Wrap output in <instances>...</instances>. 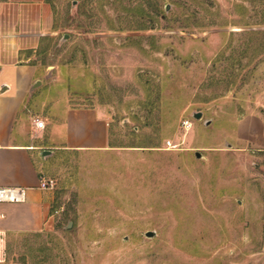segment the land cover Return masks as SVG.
<instances>
[{
  "label": "rangeland",
  "instance_id": "obj_1",
  "mask_svg": "<svg viewBox=\"0 0 264 264\" xmlns=\"http://www.w3.org/2000/svg\"><path fill=\"white\" fill-rule=\"evenodd\" d=\"M46 3L20 115L47 118L52 219L3 234L0 264H264V0ZM66 106L109 145L61 149Z\"/></svg>",
  "mask_w": 264,
  "mask_h": 264
},
{
  "label": "crops",
  "instance_id": "obj_2",
  "mask_svg": "<svg viewBox=\"0 0 264 264\" xmlns=\"http://www.w3.org/2000/svg\"><path fill=\"white\" fill-rule=\"evenodd\" d=\"M50 17L46 0H0V186L26 189L24 201L0 204L2 235L39 231L52 219L54 193L40 187L44 166L35 154L45 155L46 150L30 134L40 129L32 115L28 121L20 115L37 71L35 65L20 62V51L38 47ZM61 122L65 135L61 149L101 150L109 145L108 122L94 108L66 106Z\"/></svg>",
  "mask_w": 264,
  "mask_h": 264
},
{
  "label": "built area",
  "instance_id": "obj_3",
  "mask_svg": "<svg viewBox=\"0 0 264 264\" xmlns=\"http://www.w3.org/2000/svg\"><path fill=\"white\" fill-rule=\"evenodd\" d=\"M4 87H7L4 85ZM33 123L37 129H44L45 121L40 117H34ZM182 128L186 131L192 128V121L190 119H184L181 122ZM170 144V142H168ZM54 181L41 178L40 187L44 189H52L54 187ZM26 199V189L24 187H1L0 186V203L4 202H22ZM0 217H4V214L0 212ZM3 247L2 232L0 231V247ZM3 261V259H1Z\"/></svg>",
  "mask_w": 264,
  "mask_h": 264
},
{
  "label": "water",
  "instance_id": "obj_4",
  "mask_svg": "<svg viewBox=\"0 0 264 264\" xmlns=\"http://www.w3.org/2000/svg\"><path fill=\"white\" fill-rule=\"evenodd\" d=\"M200 116H201V113L200 112H198V113L195 114V117L196 118H199ZM47 152L48 151H44L43 154H46ZM196 156H199V153L198 152L196 153ZM145 234H146V236H153L154 232L148 231Z\"/></svg>",
  "mask_w": 264,
  "mask_h": 264
},
{
  "label": "trees",
  "instance_id": "obj_5",
  "mask_svg": "<svg viewBox=\"0 0 264 264\" xmlns=\"http://www.w3.org/2000/svg\"><path fill=\"white\" fill-rule=\"evenodd\" d=\"M40 49H38V51H39ZM41 51V50H40Z\"/></svg>",
  "mask_w": 264,
  "mask_h": 264
}]
</instances>
